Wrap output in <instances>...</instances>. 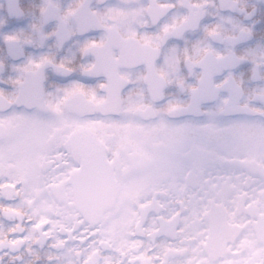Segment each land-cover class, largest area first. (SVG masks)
Returning a JSON list of instances; mask_svg holds the SVG:
<instances>
[{
  "label": "snow or ice",
  "instance_id": "6c2138e0",
  "mask_svg": "<svg viewBox=\"0 0 264 264\" xmlns=\"http://www.w3.org/2000/svg\"><path fill=\"white\" fill-rule=\"evenodd\" d=\"M0 264H264V0H0Z\"/></svg>",
  "mask_w": 264,
  "mask_h": 264
}]
</instances>
